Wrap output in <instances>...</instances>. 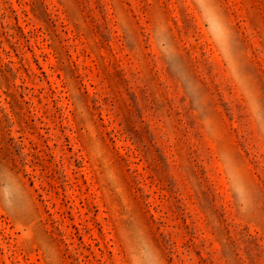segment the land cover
Returning a JSON list of instances; mask_svg holds the SVG:
<instances>
[{
	"label": "rangeland",
	"instance_id": "rangeland-1",
	"mask_svg": "<svg viewBox=\"0 0 264 264\" xmlns=\"http://www.w3.org/2000/svg\"><path fill=\"white\" fill-rule=\"evenodd\" d=\"M0 264H264V0H0Z\"/></svg>",
	"mask_w": 264,
	"mask_h": 264
}]
</instances>
